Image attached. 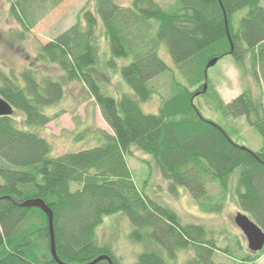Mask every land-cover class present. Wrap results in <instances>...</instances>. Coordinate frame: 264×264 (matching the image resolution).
Masks as SVG:
<instances>
[{"label": "trees", "instance_id": "16d2710c", "mask_svg": "<svg viewBox=\"0 0 264 264\" xmlns=\"http://www.w3.org/2000/svg\"><path fill=\"white\" fill-rule=\"evenodd\" d=\"M63 1L9 0L21 26L18 38L25 39ZM88 2L95 10L83 8L75 24L41 45L29 67L16 73L0 66V97L23 115V125L43 127L58 115L45 109L61 102L66 85L78 81L111 132L98 128L92 147L52 156L49 141L20 129L14 114L0 117V264H60L51 254L48 215L21 205L29 199H42L52 209L57 255L66 264H87L102 255L120 264L97 233L106 216L119 213L130 221L129 238L144 246L134 264H173L182 251L190 253L186 264H257L264 247L253 252L240 240L221 246L205 225L184 223L174 209L137 186L127 157L134 147L150 155L171 192L187 189L208 212L219 211L231 193L264 230L263 0H172L167 6L158 0H132L130 6ZM100 36L110 51L104 62L108 70L117 71V60L132 58L120 68L132 93L117 98L104 90L111 78L99 70ZM162 47L183 80L175 81L158 113H147L142 104L157 92L152 80L170 70L159 54ZM227 55L243 76L252 77L258 95L246 90L224 101L206 67ZM40 62L59 66L63 74L39 76ZM199 96L225 116H245L261 135L262 148L239 143L205 117L195 103ZM211 186L217 197L210 195Z\"/></svg>", "mask_w": 264, "mask_h": 264}, {"label": "rangeland", "instance_id": "374dc122", "mask_svg": "<svg viewBox=\"0 0 264 264\" xmlns=\"http://www.w3.org/2000/svg\"><path fill=\"white\" fill-rule=\"evenodd\" d=\"M119 4L130 6L132 0H116ZM167 6L172 0H158ZM264 5V0H263ZM95 10L93 2L88 0H64L49 12L27 35L19 39L17 32L21 30L20 24L10 13L9 0H0V66L7 72L13 70L19 73L29 67L36 59L42 44L48 43L56 36L76 23L78 15L83 8ZM241 15H237L240 17ZM99 37L101 52V72L110 75V83L104 82V90L117 98L124 92L132 93L130 86L121 76L120 68L130 62L117 60L118 70L111 71L105 67L104 62L110 55L108 43L105 38ZM160 56L170 66V70L155 77L151 85L157 91L153 97L142 104L147 113H158L162 99L172 92L175 81H182L183 75L172 60L165 47L159 51ZM107 58V59H106ZM39 76L60 77L63 72L55 64L38 63L36 65ZM211 84L220 89L225 102H230L242 92L248 90L258 95L259 88L250 75L243 76L231 55L225 56L207 71ZM264 92V90H263ZM196 105L203 115L224 126L231 137L239 143L253 149L260 150L263 145L259 132L248 124L245 116L228 117L221 111L213 108L209 98L199 96L195 99ZM45 112L49 115L58 114L50 123L43 127H27L22 124L23 115L15 113L20 129L30 130L46 138L52 147V156H59L66 152L78 151L92 147L95 143L94 130L100 128L111 132L104 121L100 109L93 98L88 96L86 86L78 81L71 82L65 87V96L57 105L48 107ZM91 129L93 132H87ZM133 178L138 187L146 188L148 194L156 201L174 209L184 223H198L205 225L217 237L219 245L224 246L235 240H240L248 248L247 238L235 223L238 212H242L234 196L229 193L224 199L223 207L219 211L208 212L195 201L189 191L183 187L176 193L169 189L168 181L162 176L158 166L150 155L133 148V154L127 157ZM237 171L233 175L236 178ZM231 180V188L235 180ZM210 195L217 197L216 186L210 187ZM132 226L128 218L122 214L106 216L97 230L98 238L102 244L111 246L120 264H134L138 255L144 251L142 243L134 242L129 238ZM188 252H179L173 264H186ZM264 256V254L262 255ZM261 256V257H262ZM260 257V258H261Z\"/></svg>", "mask_w": 264, "mask_h": 264}, {"label": "water", "instance_id": "95a60500", "mask_svg": "<svg viewBox=\"0 0 264 264\" xmlns=\"http://www.w3.org/2000/svg\"><path fill=\"white\" fill-rule=\"evenodd\" d=\"M217 62H218V58H214L210 60L209 63L207 64L206 72L211 66H214ZM207 86L208 85L206 83L204 86V91H206ZM13 114H14L13 106L4 98L0 97V117L12 116ZM21 205L28 207H34V206L39 207L48 215L50 232H51V240H50L51 254L58 263L66 264L63 261H61L57 255L52 209L49 206H47L42 199H29ZM235 223L238 225V227L242 230V232L246 236L248 242V248L253 252L261 251L264 247V230L256 222H254L247 214L241 211L238 212V214L236 215ZM104 259H107L111 264H114L112 259L108 255H102L87 264H96Z\"/></svg>", "mask_w": 264, "mask_h": 264}, {"label": "crops", "instance_id": "0c3cea01", "mask_svg": "<svg viewBox=\"0 0 264 264\" xmlns=\"http://www.w3.org/2000/svg\"><path fill=\"white\" fill-rule=\"evenodd\" d=\"M218 90V92L221 94L220 89L216 88ZM263 89H264V84H263ZM222 96V94H221ZM223 97V96H222ZM257 264H264V256H262L258 261Z\"/></svg>", "mask_w": 264, "mask_h": 264}]
</instances>
